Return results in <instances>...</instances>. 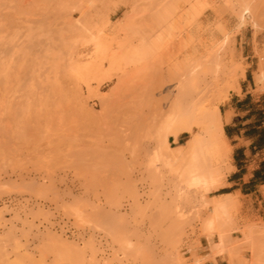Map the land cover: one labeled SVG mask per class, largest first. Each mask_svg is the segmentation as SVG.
I'll return each instance as SVG.
<instances>
[{
  "label": "rangeland",
  "instance_id": "374dc122",
  "mask_svg": "<svg viewBox=\"0 0 264 264\" xmlns=\"http://www.w3.org/2000/svg\"><path fill=\"white\" fill-rule=\"evenodd\" d=\"M262 52L264 0H0V264H264V202L199 124L264 93Z\"/></svg>",
  "mask_w": 264,
  "mask_h": 264
},
{
  "label": "crops",
  "instance_id": "0c3cea01",
  "mask_svg": "<svg viewBox=\"0 0 264 264\" xmlns=\"http://www.w3.org/2000/svg\"><path fill=\"white\" fill-rule=\"evenodd\" d=\"M225 111L230 113L224 133L231 146L232 166L224 185L231 190L225 192L239 191L264 202V93L256 95L244 85L240 94L230 95Z\"/></svg>",
  "mask_w": 264,
  "mask_h": 264
},
{
  "label": "bare ground",
  "instance_id": "6f19581e",
  "mask_svg": "<svg viewBox=\"0 0 264 264\" xmlns=\"http://www.w3.org/2000/svg\"><path fill=\"white\" fill-rule=\"evenodd\" d=\"M245 7V6H244ZM246 8V7H245ZM244 8V9H245ZM247 9V8H246ZM90 35L91 36H100V35H98V34H93L92 35V33H90ZM89 35V36H90ZM89 36H88V38H89ZM94 38V37H93ZM96 39V38H95ZM98 40H96L95 41V44H94V46H95V51H94V49H93V51L95 52V53H97L98 54V57H99V60L101 61V58H104V57H106L107 55L106 54H99L98 52L101 50V46H102V44H104L103 42V40H99V38H97ZM94 43V42H93ZM92 43V44H93ZM107 46V45H106ZM106 50L105 51H107V49H108V46L105 48ZM104 50V49H103ZM92 51V50H91ZM86 52V53H88L87 54V57H88V55L89 54H91V57H90V55H89V57H90V60H91V58L93 57V55H92V52ZM127 52V51H126ZM132 52V51H131ZM85 53V54H86ZM262 53H264V52H262ZM84 54V55H85ZM107 54H108V52H107ZM113 54H115V53H113ZM111 55V57L110 58H113V57H115V55ZM128 54H130V53H128ZM84 55H83V57H84ZM96 55V54H95ZM95 55H94V57H95ZM101 55H102V57H101ZM82 57V56H81ZM81 57H76V62H78V59H80ZM85 57H86V55H85ZM84 57V59H86ZM93 57V59L91 60L93 63H94V65H95V61H94V58ZM98 57H96V60L98 59ZM116 57H119V58H121L120 57V54L119 55H117L116 54ZM115 57V58H116ZM109 58V59H110ZM118 58V59H119ZM87 59H89V58H87ZM87 59H86V61H87ZM98 60V65L100 64V61ZM115 60H117V59H115ZM115 60H113V61H115ZM80 61V60H79ZM89 61V60H88ZM88 61L87 62H85L84 64H80L81 62H78L77 63V65H79L78 67H77V69L79 68V71H84V73H82V75H84V74H87V73H85V72H88V73H90V71L92 72V69L91 68H93V70L95 69V67L97 66L98 67V65H95V67H91V68H88V66H89V64H90V62L91 61H89V63H88ZM76 62H75V64H76ZM91 62V63H92ZM74 63H73V65H75ZM97 64V63H96ZM72 65V66H73ZM100 66V65H99ZM81 68V69H80ZM85 69H87V71L85 70ZM262 69H264V64H262ZM76 70V69H75ZM73 71H74V69H73ZM79 71H74V72H77V74H78V72ZM73 73V72H72ZM74 74V73H73ZM75 75V74H74ZM243 75H244V73H243ZM77 76H80V73H79V75H77ZM86 75H84L83 77H85ZM82 77V78H83ZM78 78V77H77ZM262 78H264V72H262L261 74H260V76H259V79H262ZM79 79V78H78ZM84 80H85V78H83ZM82 79V80H83ZM85 83H87V86H88V82H85ZM88 88H89V86H88ZM211 107V106H210ZM209 107H205V110L206 111H204V113L203 114H205V117H206V121H204V122H202L203 120H201V119H199V117H201L203 114H201V113H199L198 115V117L196 116L195 118H191L190 119V117L188 118H186V117H183V115H182V117H181V114L182 113H184V112H182L181 114H178V116H180V118L178 117V116H176V117H174V118H178L177 120L179 121V122H184L183 124H185V123H187L186 121H188V122H190V120L192 121L191 123L192 124H195V123H199V122H197L196 120H197V118H198V120H201V122L199 123L200 125L203 123V124H205V126L206 127H208L207 129H208V141H207V144L208 145H206V141L204 142V144H203V142H201L200 140H202L203 138L200 136V135H195L196 136V139L200 136L201 138H198V140H199V142H198V144L201 142V144H203L204 145V149H205V146H206V149L208 148V149H210V150H212V151H215L216 149H217V143H218V141H217V139H218V137L219 136H223L224 135V131H223V128H224V122H223V120L220 118V112H219V109H218V107L217 106H215L212 110H207ZM202 112V111H201ZM201 115V116H200ZM188 116V115H187ZM183 118V121H181L180 119H182ZM186 118V119H185ZM188 119V120H187ZM230 119V115L229 114H227L225 117H224V120H225V122H228V121H230L229 120ZM177 120H175V121H177ZM207 121H208V123H207ZM173 122V121H172ZM179 122L177 123V122H175V124L177 123V124H179ZM191 123H190V125H189V123L188 124H186V125H189V126H191ZM175 124H173V126L175 125ZM181 124V123H180ZM202 124V125H203ZM208 124V125H207ZM196 125V124H195ZM214 125H215V127H214ZM188 126V127H189ZM196 126H198V125H196ZM204 126V125H203ZM204 126V127H205ZM211 126H213L214 128L213 129H210V127ZM189 128H191L192 129V127H189ZM198 136V137H197ZM195 140V139H194ZM198 140H195L196 142H195V145H196V143H197V141ZM204 141V140H203ZM179 143V142H178ZM177 143V145H176V147H175V145L173 144V146H172V150L171 149H169V151H171L172 153L171 154H169V155H167V158L169 157V159H167V161H166V163L168 164V165H170V166H172V168H176V167H178V169H179V167H181V169H182V171H184L185 172V174H186V181H187V184H192V185H197V186H199V187H201L204 191H206V190H208L209 188H210V185H208L207 183H206V180H205V177H204V173H203V171H201L200 170V166L198 165V161H197V159H198V157H199V151H197V150H195V148H193L191 145V143H188L186 146H183V145H181L180 143L178 144ZM194 143V142H193ZM208 146V147H207ZM168 147H169V145H168ZM171 148V147H170ZM176 148V149H175ZM206 149H205V151H206ZM207 149V150H208ZM203 150V149H202ZM200 151H201V149H200ZM159 152L160 151H158L157 153L159 154ZM203 152H204V150H203ZM169 153V152H168ZM196 153H197V155H196ZM157 154V155H158ZM161 155H162V152L160 153ZM199 154V155H198ZM161 155H158V156H161ZM198 156V157H197ZM181 171V172H182ZM183 173V172H182ZM181 173V174H182ZM221 185V183H219L218 184V186H220ZM234 263V262H233ZM236 264V263H235Z\"/></svg>",
  "mask_w": 264,
  "mask_h": 264
}]
</instances>
